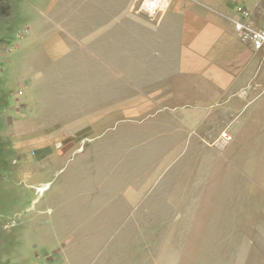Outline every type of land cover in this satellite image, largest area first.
<instances>
[{
    "label": "rangeland",
    "instance_id": "374dc122",
    "mask_svg": "<svg viewBox=\"0 0 264 264\" xmlns=\"http://www.w3.org/2000/svg\"><path fill=\"white\" fill-rule=\"evenodd\" d=\"M92 1L98 3L94 12H86L80 0L78 14L70 20L83 27L96 22L85 32H94L103 22L128 21L125 2L138 10L142 2ZM229 1L262 25L263 0ZM50 3L0 0V264L90 262L95 253L87 255L86 249H102L101 227L109 211L95 201L114 198L110 207L122 212L123 193L134 186L139 197L133 213L158 219L148 228L164 230L168 224L169 231H185V264H264V133L249 134L242 124L245 111L230 128L220 125L213 141L200 139V132L161 137L176 125L163 126L160 117L149 114L126 119L120 113L103 118L96 138L81 133L69 148L56 149L64 140L42 139L46 123L56 117L50 102L58 101L60 83L63 103L80 102L73 98L74 88L86 75L76 65L75 79L68 72L56 78L48 73L49 64L45 70L35 65L45 56V43L31 39L39 16L35 8ZM79 94L86 97L88 92ZM99 111L105 110L93 112ZM261 127L264 132V119ZM225 132L230 139L223 138ZM43 141L44 148L39 145ZM107 183L113 184L111 190L104 189ZM96 210L99 231L91 220ZM138 235L132 250L144 247ZM98 258L96 264H124L118 258L116 263ZM146 258L139 252L133 264H144Z\"/></svg>",
    "mask_w": 264,
    "mask_h": 264
},
{
    "label": "crops",
    "instance_id": "0c3cea01",
    "mask_svg": "<svg viewBox=\"0 0 264 264\" xmlns=\"http://www.w3.org/2000/svg\"><path fill=\"white\" fill-rule=\"evenodd\" d=\"M83 1L86 12L96 10L98 3ZM79 2L51 0L47 7L35 8L39 16L34 21L36 30L31 39L45 43L41 51L44 60L38 62L35 57L41 53H35L34 61L38 62L35 65L45 70L49 64L48 73H56V78L68 72L75 79L76 65L86 74L78 80L73 94L74 99L82 101L63 103L64 87L60 83L58 101L50 102L56 107V117L46 123L49 127L42 139L64 140L56 143L57 150L73 146L72 141L81 133L96 138L102 130L103 118L119 113L126 119L149 114L160 117L163 126L176 125L169 133L162 132L161 137L169 139L182 132L187 135L200 132V139L206 136L213 141L220 125L230 128L245 111L242 124L247 126L249 134L264 133L261 127L264 52L255 51L249 43L241 41L234 29L235 21L241 16L229 0H170L167 11L154 20L129 6L127 1L123 9L128 8L131 17L128 21L103 22L105 25L94 32L83 29L94 27L96 22H87L89 26L83 27L70 21L78 14ZM85 62L94 63L93 70ZM152 83L155 86H150ZM78 91L88 95L82 97ZM97 108L105 111L94 114ZM39 145L44 148L46 142ZM80 150L81 146L77 151ZM112 186L107 183L104 189L111 190ZM125 191L121 198L122 212L110 207L114 198L108 202L95 201L109 211L101 227L102 249L98 252L94 247L86 249L87 255L92 251L95 254L85 264H96L98 256H103L107 263H116L118 258L124 264H133L132 259L139 252L147 257L144 264H185L181 260L187 243L185 231H169L168 224L164 230H151L148 226L158 219L147 216L145 219L141 215L137 218L133 210L138 190L134 186ZM98 210L91 220L99 231L95 218ZM138 233L144 247L132 250Z\"/></svg>",
    "mask_w": 264,
    "mask_h": 264
},
{
    "label": "built area",
    "instance_id": "2783aa9c",
    "mask_svg": "<svg viewBox=\"0 0 264 264\" xmlns=\"http://www.w3.org/2000/svg\"><path fill=\"white\" fill-rule=\"evenodd\" d=\"M140 4L138 11L153 18L162 14L169 7L170 0H142ZM237 11L241 19L236 20L234 23L235 32L241 41L249 43L255 51L264 52V20L261 23L262 25L258 26L249 11L240 7Z\"/></svg>",
    "mask_w": 264,
    "mask_h": 264
},
{
    "label": "bare ground",
    "instance_id": "6f19581e",
    "mask_svg": "<svg viewBox=\"0 0 264 264\" xmlns=\"http://www.w3.org/2000/svg\"><path fill=\"white\" fill-rule=\"evenodd\" d=\"M223 138H225V140L230 139V136L228 134H223Z\"/></svg>",
    "mask_w": 264,
    "mask_h": 264
}]
</instances>
